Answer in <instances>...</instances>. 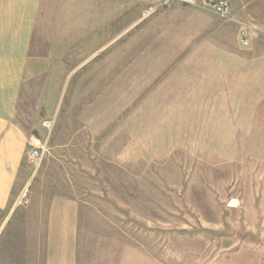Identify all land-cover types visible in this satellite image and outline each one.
Instances as JSON below:
<instances>
[{
	"label": "rangeland",
	"instance_id": "374dc122",
	"mask_svg": "<svg viewBox=\"0 0 264 264\" xmlns=\"http://www.w3.org/2000/svg\"><path fill=\"white\" fill-rule=\"evenodd\" d=\"M156 1L49 3L67 61L23 85L15 120L47 150L0 210V259L19 226L44 264L68 203L77 264H264V0H233L249 45L181 2L144 16Z\"/></svg>",
	"mask_w": 264,
	"mask_h": 264
},
{
	"label": "crops",
	"instance_id": "0c3cea01",
	"mask_svg": "<svg viewBox=\"0 0 264 264\" xmlns=\"http://www.w3.org/2000/svg\"><path fill=\"white\" fill-rule=\"evenodd\" d=\"M50 2L0 0V210L11 206L28 177L29 137L15 120L23 85L51 72L54 64L67 61L68 45L58 42L50 22ZM59 206L54 204L49 214L50 242L44 264H77L74 242L78 210L68 203L62 209ZM13 218L14 215L7 216L3 228ZM24 239L25 231L14 227L11 241L16 244L18 240L19 245L3 251L0 264H27Z\"/></svg>",
	"mask_w": 264,
	"mask_h": 264
},
{
	"label": "built area",
	"instance_id": "2783aa9c",
	"mask_svg": "<svg viewBox=\"0 0 264 264\" xmlns=\"http://www.w3.org/2000/svg\"><path fill=\"white\" fill-rule=\"evenodd\" d=\"M181 2L204 11L213 13L221 18L235 21L240 26L241 41L244 45H249L252 39V32L257 30V27L248 21L237 20L233 14V0H157L149 9L144 11V16H148L158 7L170 6L172 3ZM55 120L48 119L43 122V126L51 131L54 127ZM50 135V134H49ZM47 141H42L37 136H30L29 148L27 150V158L32 166L33 174L35 175L40 170L45 154Z\"/></svg>",
	"mask_w": 264,
	"mask_h": 264
}]
</instances>
